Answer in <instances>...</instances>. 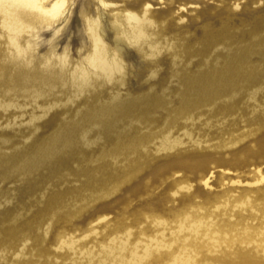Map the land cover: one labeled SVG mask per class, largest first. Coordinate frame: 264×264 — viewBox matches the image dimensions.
I'll return each instance as SVG.
<instances>
[{
    "label": "rangeland",
    "instance_id": "rangeland-1",
    "mask_svg": "<svg viewBox=\"0 0 264 264\" xmlns=\"http://www.w3.org/2000/svg\"><path fill=\"white\" fill-rule=\"evenodd\" d=\"M104 1L113 6L70 0V11L58 22L26 28L14 43L0 14V81L34 59L68 81L93 50L91 18L102 17L106 40L115 49V13L131 9L141 14L150 3L148 37L122 43L120 55L130 68L131 89L146 87L130 96L139 98L158 81L148 77L149 45L163 48L167 38L181 36L184 53L178 65L160 68L158 77L165 80L152 93L164 107L143 124L130 127L131 117L125 115V124L112 132L95 129L90 134L94 142L80 150L63 152V147L64 158H76L56 173L49 171L50 165L11 179L0 172V264H264V58L255 56L250 62L259 69L256 85L231 99L206 104L185 86L207 59L216 68L253 39L264 45V0ZM227 21L237 25L229 28L228 38L219 42L216 30L206 37L210 44L235 48L231 55L222 49L198 54L202 27ZM254 27L260 30L252 32ZM44 88L24 97L18 86L0 105V155L19 161L90 99L73 88L54 93ZM111 93H104V99L112 100ZM185 99L196 103L193 119L179 113ZM143 109L133 115L140 117ZM225 127H235L237 139L216 148L211 147L214 141H204L209 132ZM169 131L175 149L166 151L152 141L133 144ZM231 131L226 130V138ZM125 133L126 139L121 136ZM125 156L148 159L124 179L119 172L128 163ZM111 177L117 179L112 191L104 184Z\"/></svg>",
    "mask_w": 264,
    "mask_h": 264
},
{
    "label": "bare ground",
    "instance_id": "bare-ground-1",
    "mask_svg": "<svg viewBox=\"0 0 264 264\" xmlns=\"http://www.w3.org/2000/svg\"><path fill=\"white\" fill-rule=\"evenodd\" d=\"M69 1L0 0V14L3 17L2 25L8 30L10 40L14 43L16 37L26 28L43 24L51 25L58 22L70 11V9L68 10ZM99 1L106 8L113 6L111 2ZM137 1L141 3L143 0ZM140 3L136 4L137 9L140 7ZM238 6L236 5V7ZM151 7L152 5L147 3L141 14L138 10L131 9L126 11L118 10L115 13L116 16L113 26L119 33V36L116 38L115 49L106 40L102 17L98 15L96 18H91L89 23L94 41L93 50L91 53L86 54L84 62L80 66L73 69L68 81L61 80V76L55 69L47 68L46 65L41 66V62L38 59H34L26 65L21 64L17 67L16 73L10 79L0 81V105L5 102L6 98H12V94L16 93L12 90L18 86L24 89V97L31 96L34 91L45 87L48 88L50 93L73 88L77 93L87 95L90 98L76 114L73 116L70 115V118L62 121L57 131L60 129L64 130L59 135L56 136L57 131L51 134L49 139L43 141L39 148L34 149L23 158H18V160L20 159L19 161L15 162V158H5L0 155V172L7 179L15 176L25 177L32 175L39 170L46 169L49 167L48 165H50L49 171L54 173L65 169L71 159L76 158V154L64 158L62 154L63 149L65 150L63 152H71L80 150L81 146L90 145L94 142L90 136L91 132L95 129H98V131L109 130L112 132L111 130H114L118 125L125 124V115L131 117L130 127L134 122L143 124L146 120H150L148 117L152 112L164 107L163 100L155 101L152 93L157 92L165 80L163 76L158 77L160 68L167 63H171L174 67L178 65L177 63L181 54L184 53V50H182L183 45L180 41L181 36L167 38L163 48L149 45L148 57L150 60V73L148 77L157 79L158 81L154 85H148L147 88L150 93L139 98H131L130 96L135 92H144L146 87L139 86L138 88L131 89L129 86L131 84L129 82L130 68L120 55L123 49L122 43L130 45L133 42L139 41L140 38L148 37L146 24H153V20H151L149 14ZM231 26L235 25H232L228 21L223 22L219 27H215L211 23L203 26V37H199L197 41L203 47L197 51L198 54L207 56L212 49H222L231 55V51L235 48L233 49L227 44L218 46L219 42L224 41L230 36L228 30ZM212 30H216L215 32L218 34V36H215L219 41L217 44H210L206 37ZM259 30L260 28L254 27L252 32H258ZM121 35L124 36V40L120 38ZM246 36L245 34L241 37L242 41H245ZM262 44V41L253 39L242 47H237L234 55L220 67H210L209 59H207L198 74L185 83L186 88L195 91L200 95L201 100L203 97L206 104H211L217 99H231L242 88H252L258 81L259 69L252 67L250 62L255 56L264 58V45L262 46ZM218 63L219 58L216 64ZM242 67L248 68L249 70L243 73L241 71ZM94 75L97 77L96 80ZM96 81L99 85H95ZM1 87L7 89H1ZM107 91L112 92V100L107 101L104 99V93ZM253 92L250 93L251 96H253ZM195 106V102H190L185 99L179 113L187 117V119H193L191 113ZM140 107L144 108L140 113L141 116H134V110ZM234 128H232L233 131L229 127L221 128V130H217L218 132L213 133L215 136L209 132L207 134L208 136L204 138V141H214L211 142V147L213 148L222 147L228 141L237 139L239 132L235 131L237 129ZM227 129L231 133L226 138L225 132ZM121 136L123 138L125 137L124 139L128 138L127 133L121 134ZM172 136L173 133L171 131L164 133L158 139L148 135L134 141L133 144L142 145L152 141L153 144L155 142L160 143V146L166 151L172 150L175 149L174 145H176L172 141ZM201 142L202 140H198V145ZM113 159L115 162L118 161L117 157ZM124 159L128 163L125 165V169L121 170L119 174L122 173L125 179L141 168L148 158L140 157L132 159L129 156H125ZM104 184L105 186H109V189L112 191L117 187V179L111 177L109 182L106 181Z\"/></svg>",
    "mask_w": 264,
    "mask_h": 264
}]
</instances>
